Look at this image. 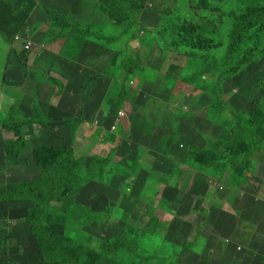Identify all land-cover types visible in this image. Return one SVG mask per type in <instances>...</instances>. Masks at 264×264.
<instances>
[{
  "label": "rangeland",
  "instance_id": "obj_1",
  "mask_svg": "<svg viewBox=\"0 0 264 264\" xmlns=\"http://www.w3.org/2000/svg\"><path fill=\"white\" fill-rule=\"evenodd\" d=\"M23 1L14 35L0 31V124L40 107L49 128L27 127L19 156L6 153L9 136L0 128L2 190L38 177L51 147H66L83 158L78 201L95 217L67 219L63 235L91 247L130 243L105 251L101 264H149L159 254L152 264H211L195 254L206 245L197 248L196 234L211 229L208 204L221 208L228 196L234 210L243 193L264 198V25H249L240 38L234 58L249 53L245 64L225 49L232 13L264 0ZM51 10L92 36L76 60L62 54L75 45L76 28L57 21L63 37H56ZM117 49L139 55L140 72L124 85L111 70ZM122 89L123 107L115 108ZM73 121L80 123L74 132ZM247 147L244 162L230 161ZM23 207L0 204V264H47L35 253ZM50 212L61 215L60 203Z\"/></svg>",
  "mask_w": 264,
  "mask_h": 264
},
{
  "label": "trees",
  "instance_id": "obj_2",
  "mask_svg": "<svg viewBox=\"0 0 264 264\" xmlns=\"http://www.w3.org/2000/svg\"><path fill=\"white\" fill-rule=\"evenodd\" d=\"M21 1L22 3L26 2ZM21 1L0 0V31L2 33L9 30L8 35H14L12 32L16 30L15 26L19 21L17 14L21 11ZM236 12L232 13V23L225 49L226 56L233 57L234 62L237 61L240 67L248 61L250 54L247 53L240 58H234V52L239 47L240 38L249 25H264V7H254ZM50 13L55 19L51 31L56 37L61 36V27L56 25L57 21H64L71 28H76L75 33L72 34V41L75 45L70 47L68 52L62 53L67 55L66 57L76 60L85 42L92 38L91 34L89 35V32L86 31L85 33L82 29L77 28L78 23L68 21L64 13L56 10H51ZM112 61L114 62V69L111 68V70L116 84L124 85V82L131 80L133 76L140 72L139 55L135 51L117 49ZM124 94V89L115 94V108L123 107ZM35 112L34 116L29 119L13 114L3 119L0 128L4 134L7 133L9 136L5 140V151L8 155L19 156L28 148L25 133L27 127L49 128V119L44 115L41 108H35ZM263 123L260 122L259 126L260 141L263 140ZM79 126L80 123L73 121L69 127L74 132ZM259 143L257 142L253 146H258ZM248 149L249 147L236 153V155H231L230 161L234 163L236 161L244 162ZM82 160L83 158L78 159L72 155L66 147H51L50 154L47 155V159L42 164V173L38 177L13 183L9 191H3V185H0V204L20 203L24 206L23 208L26 210L25 217L29 220L31 236L36 244L35 253L47 264H80V262H84V264H101L104 260L103 254L105 251L127 250L126 247H123L124 244H130L127 241L118 239L119 243L109 241L110 243L103 242L98 247L84 246L62 234L60 227L66 224L67 219H83V221L89 223L95 217V215L87 217V214L91 212L90 208L81 205L78 201L85 178L84 170H82ZM229 169L227 168L226 175ZM149 190H152V193ZM156 192L154 188H147L148 195H155ZM56 203L61 205V211L63 212L61 215L50 212V207ZM2 243L3 241L0 239V246ZM190 245L188 244L189 247ZM153 257L145 261L152 264L157 261L156 258L162 256L159 254ZM262 264H264V259Z\"/></svg>",
  "mask_w": 264,
  "mask_h": 264
},
{
  "label": "crops",
  "instance_id": "obj_3",
  "mask_svg": "<svg viewBox=\"0 0 264 264\" xmlns=\"http://www.w3.org/2000/svg\"><path fill=\"white\" fill-rule=\"evenodd\" d=\"M58 50L54 49L55 52ZM147 170L152 174L151 169L147 168ZM220 202L223 204L221 208L208 204L209 212L213 214L211 229L208 237L199 238L196 234L197 248L203 244V241L206 245L201 250L202 253H197L194 249L195 254L201 258L202 254L206 253L205 256L209 258L211 264H256V256L264 257V198L260 196L247 198L243 193L234 204L238 209L234 210L228 208L231 205L225 206L229 203L233 204L230 197L220 199ZM201 224L203 222L196 228L198 233L203 229ZM251 254L254 256L252 257ZM196 255L192 254L195 260ZM243 256L246 263L241 261ZM182 257L187 260L190 255L183 253ZM257 262L259 264L258 260Z\"/></svg>",
  "mask_w": 264,
  "mask_h": 264
},
{
  "label": "built area",
  "instance_id": "obj_4",
  "mask_svg": "<svg viewBox=\"0 0 264 264\" xmlns=\"http://www.w3.org/2000/svg\"><path fill=\"white\" fill-rule=\"evenodd\" d=\"M19 38H20V36L18 37V39H19ZM30 47H31V45H30V44H27V47H26V48L28 49V48H30Z\"/></svg>",
  "mask_w": 264,
  "mask_h": 264
}]
</instances>
